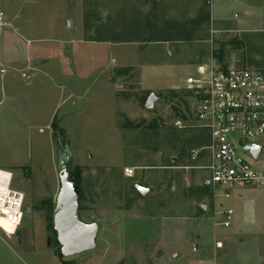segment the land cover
Returning a JSON list of instances; mask_svg holds the SVG:
<instances>
[{
    "label": "rangeland",
    "instance_id": "374dc122",
    "mask_svg": "<svg viewBox=\"0 0 264 264\" xmlns=\"http://www.w3.org/2000/svg\"><path fill=\"white\" fill-rule=\"evenodd\" d=\"M203 3L0 0L11 24L0 27V166H19L13 188L26 203L16 234L0 230V264H61L50 225L68 159L83 194L79 219L99 232L93 251L64 261L197 264L213 257L215 236L262 234L264 215L243 212L262 203L264 192L236 188L226 199L204 187L207 161L192 163L190 152L206 145L207 133L173 126L176 110L192 116L186 79L197 77V58L226 66L238 58L228 39L211 44V21L202 20L210 1ZM219 10L215 29L223 24ZM188 33L193 40L181 41ZM152 93L160 98L147 109ZM138 184L150 191L146 197ZM223 208L235 212L231 228L220 226ZM162 235L168 249L157 247Z\"/></svg>",
    "mask_w": 264,
    "mask_h": 264
},
{
    "label": "built area",
    "instance_id": "2783aa9c",
    "mask_svg": "<svg viewBox=\"0 0 264 264\" xmlns=\"http://www.w3.org/2000/svg\"><path fill=\"white\" fill-rule=\"evenodd\" d=\"M9 26L0 13V27ZM215 36L212 31V45ZM186 87L196 101L193 113L190 118L180 113L173 126L207 133L208 143L190 152L192 163L202 157L207 161L204 182L224 198L236 188L264 189V70L224 67L211 60L197 69L196 78L186 79ZM248 147H263L257 160ZM125 175L132 178L134 171L126 170ZM13 180V173L0 170V221L18 231L26 203L25 195L13 188ZM216 214L223 218L220 226L232 225L233 210L220 209ZM216 248L222 249L223 243L217 242Z\"/></svg>",
    "mask_w": 264,
    "mask_h": 264
},
{
    "label": "crops",
    "instance_id": "0c3cea01",
    "mask_svg": "<svg viewBox=\"0 0 264 264\" xmlns=\"http://www.w3.org/2000/svg\"><path fill=\"white\" fill-rule=\"evenodd\" d=\"M209 1H210V11L208 13V17H209L208 21H211L210 39H211V32L214 31L216 32V36H217L215 37V39H219V40L228 39V41L226 42L233 41L235 47H233L232 49L238 55L236 63L227 66L226 65H222V66L239 68V69L264 70V0H222L224 1V3H221V0H216L217 1L216 3L215 0H209ZM220 7H223L225 13L224 15L222 14V16L219 17V19H217V23H219L220 21L223 24H219L218 25L219 28L215 29L213 25L215 23L213 21V17L215 13L219 15ZM197 59L199 63L198 68L207 65L211 62V60L209 61L200 57ZM27 77L28 75L23 76V78H27ZM18 167L19 166L16 165L0 166V170L11 172V171H15L16 168ZM203 186H205L204 181H203ZM249 190L254 191L255 189H249ZM256 191L264 192V189L256 190ZM243 205H245V202H243ZM252 205L251 203H247L245 205L249 207L247 209L245 208L243 212L246 215L245 217H249V213L252 215H256L257 217L264 215V200L262 201V203L252 204ZM230 209L233 210L232 208ZM143 220L145 222L147 221L150 222L148 219H143ZM164 225L167 224L165 223ZM231 227L232 226H230L229 228ZM198 229H202V228H198ZM237 236L239 235L230 232L229 235L230 238L226 239V241H221L220 239H218L217 236H215L213 257L208 259V258H203L202 255H199L202 257L195 259L196 263L197 264H264V231H262V234L260 235H251V236L248 235L244 237V238L248 237V239H246L245 241L235 239ZM160 237H161L160 239L162 240L158 241L159 245L157 247L168 249L167 243L164 241L165 240L164 236L162 235ZM148 239H150V237L142 239L140 243L145 242ZM217 242L223 243L222 249L216 248ZM145 246H147V244L144 245V247ZM198 249L199 248L196 246L195 251H198ZM232 249H243L239 254V256L237 255L239 258H237V256L236 257L232 256L230 258ZM247 249H256V252H254L255 250H253L251 254L250 251ZM180 255L181 253L177 251V253H174L172 256L179 257ZM167 262H168L167 260H163L162 264H166Z\"/></svg>",
    "mask_w": 264,
    "mask_h": 264
},
{
    "label": "water",
    "instance_id": "95a60500",
    "mask_svg": "<svg viewBox=\"0 0 264 264\" xmlns=\"http://www.w3.org/2000/svg\"><path fill=\"white\" fill-rule=\"evenodd\" d=\"M159 98L158 95L152 93L146 101V108H154ZM248 151L257 160L263 147H248ZM59 180L62 189L52 212L51 226L57 235L63 257L72 258L95 249L99 226L87 225L79 219L81 191L72 174L69 159L60 168ZM208 185L209 183L206 182L205 186ZM136 189L143 197L150 192L141 184H138Z\"/></svg>",
    "mask_w": 264,
    "mask_h": 264
},
{
    "label": "trees",
    "instance_id": "16d2710c",
    "mask_svg": "<svg viewBox=\"0 0 264 264\" xmlns=\"http://www.w3.org/2000/svg\"><path fill=\"white\" fill-rule=\"evenodd\" d=\"M208 2H209V0H208ZM205 3H207V0H204V3H203V4L205 5ZM202 20H203V23H204V21H205V23L208 22V20H209L208 15L203 16ZM201 30H202V29H201ZM199 31H200V30H199ZM200 32H201V31H200ZM185 33H186V32H185ZM193 33H194V32H193ZM192 40H193V37H192V35L190 36L189 33L185 35V38L181 39V41H192ZM161 41H168V40H166V39H160V40H158V42H161ZM171 41H172V40H171ZM134 42H136V41H132V43H134ZM226 46L233 48V47H235V44H234L233 41H229V42L226 44ZM176 113L178 114L177 117L182 116V115L180 114V112L177 111V110H176ZM128 128H129V129H134V128H136V126H134L133 123H130V125L128 126ZM207 138H208V136H207ZM196 141H197L196 139H193L191 142L194 143V142H196ZM207 143H208V139H207ZM207 143H206V144H207ZM195 144H197V143H195ZM200 144H203V143H198L197 145H200ZM200 146H201V145H200ZM74 178H75V180H76V182H77V184H78V186H79V188H80V185H79L78 179H77V177H76L75 175H74ZM204 187H205V186H204ZM80 191H81V188H80ZM82 200H83V194L81 193V201H82ZM50 228H51V230L54 232V230H53V228H52L51 225H50ZM54 234H55V236H57L55 232H54ZM57 243H58V242H57ZM58 246H59V243H58ZM58 248H61V247L59 246ZM60 250H61V249H60ZM57 256H58V258L61 260V264H75L74 262H67V261H64V259H63V255H62L61 252L57 253Z\"/></svg>",
    "mask_w": 264,
    "mask_h": 264
},
{
    "label": "bare ground",
    "instance_id": "6f19581e",
    "mask_svg": "<svg viewBox=\"0 0 264 264\" xmlns=\"http://www.w3.org/2000/svg\"><path fill=\"white\" fill-rule=\"evenodd\" d=\"M0 225L1 229H3V231L10 235H15L17 232L15 227L9 225L8 223H5L4 221H0Z\"/></svg>",
    "mask_w": 264,
    "mask_h": 264
}]
</instances>
